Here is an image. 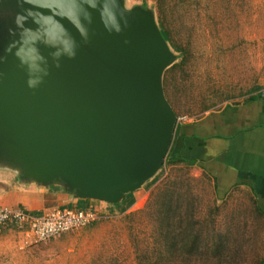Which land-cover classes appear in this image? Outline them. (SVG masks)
Returning a JSON list of instances; mask_svg holds the SVG:
<instances>
[{
  "label": "water",
  "instance_id": "1",
  "mask_svg": "<svg viewBox=\"0 0 264 264\" xmlns=\"http://www.w3.org/2000/svg\"><path fill=\"white\" fill-rule=\"evenodd\" d=\"M175 59L147 7L0 0V168L78 200L122 202L170 149L177 117L163 74Z\"/></svg>",
  "mask_w": 264,
  "mask_h": 264
},
{
  "label": "rangeland",
  "instance_id": "2",
  "mask_svg": "<svg viewBox=\"0 0 264 264\" xmlns=\"http://www.w3.org/2000/svg\"><path fill=\"white\" fill-rule=\"evenodd\" d=\"M124 2L153 10L157 24L161 17L168 30L176 59L164 71L163 89L177 117L174 133L179 124L247 102L264 89V0ZM172 183L183 199L181 212L166 214L168 227L159 203ZM215 191L213 176L201 166L165 158L157 174L133 192L135 202L126 210L96 203L106 213L103 219L46 241L0 228V264H258L264 215L246 189L236 187L222 198ZM69 200L47 197L39 214L77 207L78 199ZM216 233L223 234L218 253L212 252ZM185 234H199V241L183 242ZM44 245L51 246L49 257Z\"/></svg>",
  "mask_w": 264,
  "mask_h": 264
},
{
  "label": "crops",
  "instance_id": "3",
  "mask_svg": "<svg viewBox=\"0 0 264 264\" xmlns=\"http://www.w3.org/2000/svg\"><path fill=\"white\" fill-rule=\"evenodd\" d=\"M174 151L213 176L218 197L236 187L251 195L256 211L264 213V99L223 107L201 119L176 127ZM70 202L69 194L22 184L15 171L0 168V206L23 207L41 213L47 197ZM75 201V199H71ZM12 227L2 226L1 229ZM50 245L42 246L50 252ZM40 247V248H42ZM39 248V247H37ZM49 257V253L46 254Z\"/></svg>",
  "mask_w": 264,
  "mask_h": 264
},
{
  "label": "built area",
  "instance_id": "4",
  "mask_svg": "<svg viewBox=\"0 0 264 264\" xmlns=\"http://www.w3.org/2000/svg\"><path fill=\"white\" fill-rule=\"evenodd\" d=\"M264 98V89L260 92ZM85 209L55 207L42 214H34L23 207L0 206V228L12 225L14 228L33 235L37 241H46L66 231L89 225L105 217V211L94 201Z\"/></svg>",
  "mask_w": 264,
  "mask_h": 264
},
{
  "label": "trees",
  "instance_id": "5",
  "mask_svg": "<svg viewBox=\"0 0 264 264\" xmlns=\"http://www.w3.org/2000/svg\"><path fill=\"white\" fill-rule=\"evenodd\" d=\"M158 25H159L161 34L164 37V39L167 42L168 41L170 42V37H169L168 30L165 28L163 20H162L161 17L159 19V24ZM257 98H260L259 94L250 96L247 99V101H250V100H253V99H257ZM173 144H174V141H173ZM173 144H172L171 148L169 149V151L167 153L166 163L188 162L189 165L194 164V162L192 160H188L185 157L179 156L178 153H176L174 151V148L172 149V147H174ZM175 185H176V183H172L170 186L167 185V187L163 190L165 192V193L163 192L164 195H165V200L161 201L159 204H160V212H163L165 215L166 214H170V213L171 214H175V213L181 212L180 209L182 207V199L183 198H181L180 195H178V193L175 191V188H174ZM88 201L89 200H78L77 201V207H74V208L85 209L87 207V202ZM134 202H135L134 194L133 193H128L126 195L125 200H123L122 202H120L118 204L112 205V207L123 211V210H126L128 207H131L134 204ZM34 214H38V213L34 212ZM262 215H264V213H262ZM167 218L168 219L170 218L169 215H166V219ZM168 221H169L168 222L169 224H167V226L169 227V225L171 224V221H170V219ZM167 233L169 234L170 232L167 231ZM216 234H217V235H215L216 238L214 237V242H213V245H212V252L214 251V253H218V251L220 250V248H221L220 246H222V239H223L222 238L223 237L222 233H216ZM198 237H199V234H193V235L185 234L183 242H186V239H190V240H192V242H198L199 241ZM195 251H196L197 254L199 253L198 250H195ZM258 264H264V256L258 262Z\"/></svg>",
  "mask_w": 264,
  "mask_h": 264
},
{
  "label": "clouds",
  "instance_id": "6",
  "mask_svg": "<svg viewBox=\"0 0 264 264\" xmlns=\"http://www.w3.org/2000/svg\"><path fill=\"white\" fill-rule=\"evenodd\" d=\"M22 19H23L22 17L17 16L16 20H17V24L18 25L20 24V22H21ZM38 83H39V81L36 80V79H30L28 81L29 87H32V88L36 87Z\"/></svg>",
  "mask_w": 264,
  "mask_h": 264
}]
</instances>
